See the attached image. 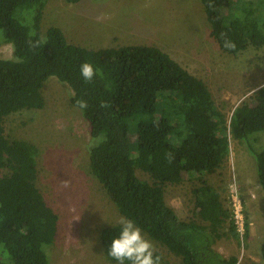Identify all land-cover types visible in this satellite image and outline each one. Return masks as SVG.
I'll return each instance as SVG.
<instances>
[{
    "label": "trees",
    "instance_id": "obj_1",
    "mask_svg": "<svg viewBox=\"0 0 264 264\" xmlns=\"http://www.w3.org/2000/svg\"><path fill=\"white\" fill-rule=\"evenodd\" d=\"M47 1L0 0V37L13 48V58H0V264H49L44 247L56 236L58 216L36 185L39 149L7 138L3 125L12 112L44 106L42 86L49 76L72 89L70 102L81 111L90 135L101 136L89 150L90 171L125 218L180 257L181 264H244L213 248L226 222L238 235L213 186L202 181L192 189L202 224L180 219L166 202L163 185L180 183L184 174L201 179L215 172L229 153L231 134L248 142L264 197V146L256 150L249 142L264 130V85L252 103L235 106L227 121L206 83L159 47L89 49L68 42L54 25L42 37ZM201 2L210 36L223 52L236 54L248 45L264 49L262 13L241 11L235 0ZM235 10L241 16H234ZM226 40L235 47L225 48ZM84 62L98 70L91 82L81 76ZM80 100L87 102L86 109L77 106ZM137 168L153 182L139 178ZM119 231L120 224L101 230L106 256ZM247 231L246 223L244 237ZM260 256L264 264V239Z\"/></svg>",
    "mask_w": 264,
    "mask_h": 264
},
{
    "label": "rangeland",
    "instance_id": "obj_2",
    "mask_svg": "<svg viewBox=\"0 0 264 264\" xmlns=\"http://www.w3.org/2000/svg\"><path fill=\"white\" fill-rule=\"evenodd\" d=\"M235 1L241 11L251 8L262 13L259 19L264 24V0L263 4L260 0ZM239 13L235 10L234 16ZM52 25L62 30L68 42L89 49L128 44L159 47L206 83L227 121L235 106L252 103L264 85V49L248 45L236 54L223 52L210 36L201 0H48L40 22L42 37ZM0 58H13L12 45L1 37ZM72 93L65 82L49 76L42 86L44 106L8 114L4 132L10 140H25L39 149L36 185L58 216L56 236L44 247L49 264H115L104 252L100 232L119 224L124 216L90 171L89 150L101 136L90 135L81 111L70 102ZM228 140L229 153L215 172L201 179L184 174L180 183H165L164 197L180 219L205 224L195 213L192 189L202 181L213 186L231 219L230 190L235 188L243 205L247 237L244 232L233 235L226 222L213 248L226 257L236 256L238 263L263 264L264 197L254 155L245 140L231 134ZM249 142L260 150L264 130L250 136ZM132 146L136 148L135 143ZM136 174L153 182L141 169ZM141 232L154 244L161 264H181L180 257Z\"/></svg>",
    "mask_w": 264,
    "mask_h": 264
},
{
    "label": "clouds",
    "instance_id": "obj_3",
    "mask_svg": "<svg viewBox=\"0 0 264 264\" xmlns=\"http://www.w3.org/2000/svg\"><path fill=\"white\" fill-rule=\"evenodd\" d=\"M224 47L231 49L235 45L226 40ZM80 73L86 82H91L99 74L90 62L80 65ZM252 92L254 93L255 89ZM76 104L81 110L88 107L87 102L83 100L77 101ZM118 223L119 234L112 239L107 250V256L115 261V264H161V256L154 244L144 237L133 220L121 217Z\"/></svg>",
    "mask_w": 264,
    "mask_h": 264
},
{
    "label": "built area",
    "instance_id": "obj_4",
    "mask_svg": "<svg viewBox=\"0 0 264 264\" xmlns=\"http://www.w3.org/2000/svg\"><path fill=\"white\" fill-rule=\"evenodd\" d=\"M230 201H231V219L236 227V230L240 233L244 232L245 220L243 213V205L237 190H230Z\"/></svg>",
    "mask_w": 264,
    "mask_h": 264
}]
</instances>
